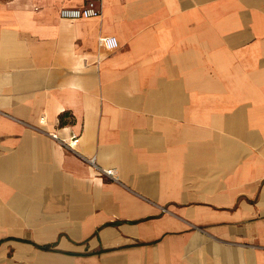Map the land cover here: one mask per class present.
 Wrapping results in <instances>:
<instances>
[{
    "label": "crops",
    "instance_id": "1",
    "mask_svg": "<svg viewBox=\"0 0 264 264\" xmlns=\"http://www.w3.org/2000/svg\"><path fill=\"white\" fill-rule=\"evenodd\" d=\"M83 3L0 0V264H264V0Z\"/></svg>",
    "mask_w": 264,
    "mask_h": 264
},
{
    "label": "built area",
    "instance_id": "2",
    "mask_svg": "<svg viewBox=\"0 0 264 264\" xmlns=\"http://www.w3.org/2000/svg\"><path fill=\"white\" fill-rule=\"evenodd\" d=\"M60 15L70 18L77 17H89L94 15H99L101 13V5L99 0H84V3L81 5H73V6H63L60 8ZM99 44L106 46L108 48H114L119 45V38L116 34H101L99 36ZM41 119H46V114H41ZM62 128H66L62 126ZM49 134L64 143L68 148L76 150V143L80 139V135L75 132H71L69 138L63 137L59 133V129L49 130ZM86 159L95 166H99L95 156H86ZM104 173L111 177L116 178V169L115 167H105L103 168Z\"/></svg>",
    "mask_w": 264,
    "mask_h": 264
}]
</instances>
